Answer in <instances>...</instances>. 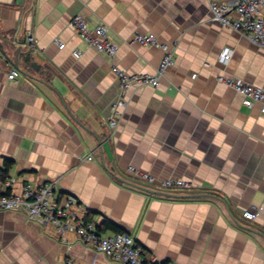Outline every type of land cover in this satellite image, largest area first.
<instances>
[{
	"label": "crops",
	"instance_id": "crops-1",
	"mask_svg": "<svg viewBox=\"0 0 264 264\" xmlns=\"http://www.w3.org/2000/svg\"><path fill=\"white\" fill-rule=\"evenodd\" d=\"M76 14L90 27L106 26L118 46L114 57L83 40L70 25ZM210 18L207 0H0V169L10 162L11 183L3 189L55 180L56 196L73 195L79 214L131 233L157 264H264V115L218 81L224 74L264 84V48ZM138 32L176 44L174 64L158 86L130 90L116 106L112 64L154 73L163 55L133 42ZM21 40L23 50L31 48L21 56L25 73L12 64ZM225 47L232 54L223 64ZM12 69L16 80L8 78ZM129 166L194 186L161 189ZM127 181L209 195H155ZM250 207L253 218L243 214ZM67 259L122 264L73 232L63 239L20 211H0V264H71Z\"/></svg>",
	"mask_w": 264,
	"mask_h": 264
},
{
	"label": "built area",
	"instance_id": "built-area-1",
	"mask_svg": "<svg viewBox=\"0 0 264 264\" xmlns=\"http://www.w3.org/2000/svg\"><path fill=\"white\" fill-rule=\"evenodd\" d=\"M211 20L223 26L239 31L250 42L264 48V0H207ZM70 25L80 34L84 41L100 52L114 57L118 51L117 44L108 36L104 24L90 27L87 19L82 14L74 15ZM27 40L30 47L35 46L34 37L28 35ZM133 42L141 45H154L163 50V55L154 73H128L117 64H112V69L117 75L120 87V98L116 106L124 105V96L130 90H136L145 86H158L160 79L164 77L168 69L174 64L176 44L162 42L153 32H138L133 35ZM54 43L60 48L65 47L59 37L54 38ZM75 56H80L79 50H74ZM232 54L228 47L222 49L219 61L226 64ZM16 69L8 73V78L16 80ZM218 81L233 88L242 96L244 105L253 108L258 105L260 113L264 115V84H254L240 77L231 75H218ZM111 125H117V120L110 118ZM87 159H93L89 155ZM128 169L141 180L156 183L162 189H184L193 188V183L182 178H167L157 181L154 176L143 172L134 166ZM10 180L5 179L0 184V211L14 210L24 213L29 219L38 220L49 224L55 233L66 238L67 233L73 232L89 248L102 252L108 258L122 264H154L149 259L135 237L127 232L115 231L109 235L103 234L98 224L79 214L76 206L80 205L78 199L73 195L60 194L56 196V181L52 180L41 185L24 183L19 191L4 190L10 186ZM158 188V187H156ZM84 212H87L86 210ZM247 218L254 217L253 208H247L243 212ZM67 263H73L67 259ZM166 264H179L168 261Z\"/></svg>",
	"mask_w": 264,
	"mask_h": 264
},
{
	"label": "water",
	"instance_id": "water-1",
	"mask_svg": "<svg viewBox=\"0 0 264 264\" xmlns=\"http://www.w3.org/2000/svg\"><path fill=\"white\" fill-rule=\"evenodd\" d=\"M21 44L20 45H17L16 46V51H14V58L12 59V64L21 72L25 73V71L21 68V56L23 54H28L31 52V48L27 49V50H23V46H24V43L25 41L21 40L20 42ZM30 66L32 67H35L36 66V62L35 61H31L29 63ZM71 113V112H70ZM72 115V113H71ZM128 182V181H127ZM128 184L138 188V189H141L143 191H146L148 193H151V194H155V195H162V196H169V197H200V196H203V195H209V194H206V193H189V194H173V193H169V192H166V191H163V190H159V189H154V188H150V187H147V186H143V185H140L138 183H134V182H128Z\"/></svg>",
	"mask_w": 264,
	"mask_h": 264
},
{
	"label": "trees",
	"instance_id": "trees-1",
	"mask_svg": "<svg viewBox=\"0 0 264 264\" xmlns=\"http://www.w3.org/2000/svg\"><path fill=\"white\" fill-rule=\"evenodd\" d=\"M9 168H10V162L9 161H6V164H5V166H4V168L3 169H0V179L1 180H5L6 179V177H7V173H8V170H9ZM88 212V211H87ZM86 212V213H87ZM86 218H87V216H86ZM87 219H90V218H87ZM98 228H99V230L101 231V230H104V229H107V228H113L115 231H119V232H124V230L123 229H121V228H119L117 225H115L114 223H113V221H111V220H109V219H104V221L103 222H101L99 225H98ZM167 263V262H166ZM166 263H162V264H166ZM154 264H157V263H155L154 262Z\"/></svg>",
	"mask_w": 264,
	"mask_h": 264
}]
</instances>
